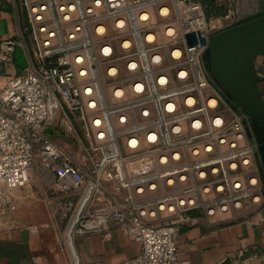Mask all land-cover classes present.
Wrapping results in <instances>:
<instances>
[{
  "label": "built area",
  "instance_id": "2783aa9c",
  "mask_svg": "<svg viewBox=\"0 0 264 264\" xmlns=\"http://www.w3.org/2000/svg\"><path fill=\"white\" fill-rule=\"evenodd\" d=\"M13 1L0 65L16 47L27 65L0 87L1 215L45 167L66 243L117 229L139 247L119 264H180L183 226L264 208L246 116L184 39L230 28L229 11L209 21L185 0Z\"/></svg>",
  "mask_w": 264,
  "mask_h": 264
},
{
  "label": "crops",
  "instance_id": "0c3cea01",
  "mask_svg": "<svg viewBox=\"0 0 264 264\" xmlns=\"http://www.w3.org/2000/svg\"><path fill=\"white\" fill-rule=\"evenodd\" d=\"M221 2L233 15L235 25L260 16L240 17L230 0ZM17 31L14 1L0 0V39L14 37ZM254 70L264 100L263 57L255 58ZM18 71L12 70L13 74ZM9 194L14 210L0 214V264H119L139 252L138 245L117 229H111L108 238L93 233L66 243L68 225L55 219L46 192L23 187ZM232 218L236 219L218 221ZM216 221L199 220L181 228L176 253L180 264H264V208L221 216Z\"/></svg>",
  "mask_w": 264,
  "mask_h": 264
},
{
  "label": "water",
  "instance_id": "95a60500",
  "mask_svg": "<svg viewBox=\"0 0 264 264\" xmlns=\"http://www.w3.org/2000/svg\"><path fill=\"white\" fill-rule=\"evenodd\" d=\"M230 1L238 16H260L207 39L199 33H188L184 39L187 47L204 48V68L225 98L245 114L249 145L256 149L264 170V100L258 93L259 77L254 70L255 58H264V0Z\"/></svg>",
  "mask_w": 264,
  "mask_h": 264
},
{
  "label": "rangeland",
  "instance_id": "374dc122",
  "mask_svg": "<svg viewBox=\"0 0 264 264\" xmlns=\"http://www.w3.org/2000/svg\"><path fill=\"white\" fill-rule=\"evenodd\" d=\"M221 1L222 0H185L184 4L199 5L205 18L211 21L223 19L227 13L228 9H226L224 3ZM26 65V59L22 50L19 47H16L12 62L8 65H0V86L2 85L6 75L13 74L12 70H22ZM60 116V112H57L53 124L55 129ZM24 188L31 189V191L35 193L40 191L42 194H44L46 192V195L50 198L52 196V176L50 171L45 167L35 166L30 174L29 182Z\"/></svg>",
  "mask_w": 264,
  "mask_h": 264
},
{
  "label": "trees",
  "instance_id": "16d2710c",
  "mask_svg": "<svg viewBox=\"0 0 264 264\" xmlns=\"http://www.w3.org/2000/svg\"><path fill=\"white\" fill-rule=\"evenodd\" d=\"M15 1H17V0H15ZM253 20V19H252ZM233 26H235V24L234 25H232L231 27H233ZM230 27V28H231ZM227 100V99H226ZM229 103H233V104H235L233 101H229V100H227ZM260 173H261V178H262V182H263V184H264V170H263V168H261L260 169Z\"/></svg>",
  "mask_w": 264,
  "mask_h": 264
},
{
  "label": "bare ground",
  "instance_id": "6f19581e",
  "mask_svg": "<svg viewBox=\"0 0 264 264\" xmlns=\"http://www.w3.org/2000/svg\"><path fill=\"white\" fill-rule=\"evenodd\" d=\"M181 5V4H180ZM71 252L73 253L72 249H71Z\"/></svg>",
  "mask_w": 264,
  "mask_h": 264
}]
</instances>
